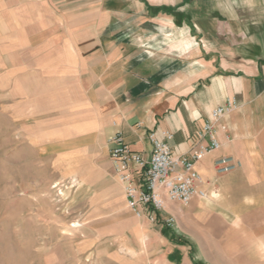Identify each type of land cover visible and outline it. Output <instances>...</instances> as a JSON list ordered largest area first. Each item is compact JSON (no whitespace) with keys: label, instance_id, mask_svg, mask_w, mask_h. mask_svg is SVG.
Returning <instances> with one entry per match:
<instances>
[{"label":"crops","instance_id":"obj_1","mask_svg":"<svg viewBox=\"0 0 264 264\" xmlns=\"http://www.w3.org/2000/svg\"><path fill=\"white\" fill-rule=\"evenodd\" d=\"M42 3L52 46L77 62L78 101L108 141V158L116 132L146 159L150 133L187 155L209 112L231 102L214 122L219 147L195 162L206 195L187 204L164 196L157 224L184 221L193 235L192 224L219 220L223 233L236 228L244 264H264V0ZM221 155L241 165L219 174Z\"/></svg>","mask_w":264,"mask_h":264},{"label":"rangeland","instance_id":"obj_2","mask_svg":"<svg viewBox=\"0 0 264 264\" xmlns=\"http://www.w3.org/2000/svg\"><path fill=\"white\" fill-rule=\"evenodd\" d=\"M42 1L0 0V264L246 263L235 227L192 235L127 207Z\"/></svg>","mask_w":264,"mask_h":264},{"label":"built area","instance_id":"obj_3","mask_svg":"<svg viewBox=\"0 0 264 264\" xmlns=\"http://www.w3.org/2000/svg\"><path fill=\"white\" fill-rule=\"evenodd\" d=\"M230 107L231 102L228 101L209 112L198 137L190 140L187 155L172 154L168 144L153 133L149 134L152 149L148 159L132 150L120 132L111 137L109 158L123 184L125 203L136 216L157 223L158 212L164 207V196L171 201L187 204L193 196L206 195L203 189L196 187L200 175L195 169V162L219 147L214 122ZM165 136L170 137L168 133ZM213 164L215 171L223 174L239 167L241 162L232 156L221 155L214 159ZM161 221L169 226L173 218Z\"/></svg>","mask_w":264,"mask_h":264}]
</instances>
